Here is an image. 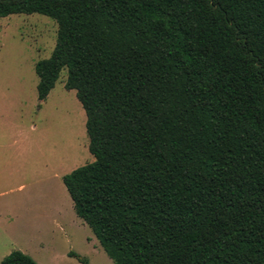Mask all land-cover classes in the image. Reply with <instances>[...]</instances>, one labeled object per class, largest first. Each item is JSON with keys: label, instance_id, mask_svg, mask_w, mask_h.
I'll list each match as a JSON object with an SVG mask.
<instances>
[{"label": "trees", "instance_id": "16d2710c", "mask_svg": "<svg viewBox=\"0 0 264 264\" xmlns=\"http://www.w3.org/2000/svg\"><path fill=\"white\" fill-rule=\"evenodd\" d=\"M15 14L57 25L37 98L65 69L93 161L62 182L113 264H264V0H0Z\"/></svg>", "mask_w": 264, "mask_h": 264}, {"label": "rangeland", "instance_id": "374dc122", "mask_svg": "<svg viewBox=\"0 0 264 264\" xmlns=\"http://www.w3.org/2000/svg\"><path fill=\"white\" fill-rule=\"evenodd\" d=\"M55 21L0 17V261L14 250L37 264H113L73 209L62 176L93 161L85 112L62 70L44 101L37 61L50 56Z\"/></svg>", "mask_w": 264, "mask_h": 264}]
</instances>
